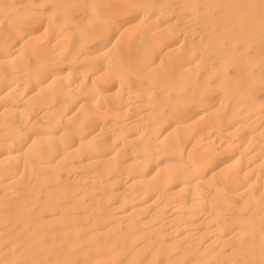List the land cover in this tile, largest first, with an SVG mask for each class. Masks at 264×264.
<instances>
[{"label":"bare ground","instance_id":"obj_1","mask_svg":"<svg viewBox=\"0 0 264 264\" xmlns=\"http://www.w3.org/2000/svg\"><path fill=\"white\" fill-rule=\"evenodd\" d=\"M0 264H264V0H0Z\"/></svg>","mask_w":264,"mask_h":264},{"label":"rangeland","instance_id":"obj_2","mask_svg":"<svg viewBox=\"0 0 264 264\" xmlns=\"http://www.w3.org/2000/svg\"><path fill=\"white\" fill-rule=\"evenodd\" d=\"M127 18H128L129 21H130V20H135L137 17H136L134 14H131V17L128 15ZM133 24H135V23H132V22H131V24H128L127 27H128V26H132ZM132 28H133V27H132ZM134 28H135V27H134Z\"/></svg>","mask_w":264,"mask_h":264}]
</instances>
